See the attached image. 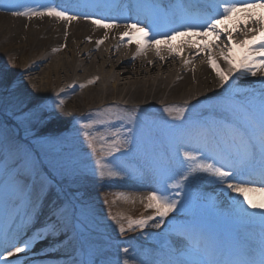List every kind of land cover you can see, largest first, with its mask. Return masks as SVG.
<instances>
[{
	"label": "snow or ice",
	"instance_id": "obj_1",
	"mask_svg": "<svg viewBox=\"0 0 264 264\" xmlns=\"http://www.w3.org/2000/svg\"><path fill=\"white\" fill-rule=\"evenodd\" d=\"M94 6L115 9L121 13L126 11L129 15L123 17L125 20L132 19L134 14L136 22L123 25L121 40L125 37L131 39L130 33L134 31L144 33L145 37H148L147 29L151 27L152 34L146 43L152 46L167 43L181 35H199L200 33L195 29H203L204 34H212L219 39L221 36L219 26L225 19L230 18L241 8L264 9V0H169L168 3H164L163 0H118V2L94 0ZM0 10L11 12L15 17L28 19L44 15L63 18L68 22L78 19L77 15H69L67 9L45 7L41 11L28 7L19 0H0ZM141 14L145 15L146 20L151 19V23H145L141 27L139 19ZM84 18L91 19L88 14H84ZM111 19L112 23H105L103 17L92 20V23L106 29L121 27L115 23V18ZM161 21L178 27L161 33L157 31ZM181 27L185 31L181 32L179 30ZM247 33L246 29L245 35ZM158 36L163 38L158 39ZM66 37L67 33H65ZM227 39L231 42V32L227 33ZM96 43L99 45L103 41L98 40ZM56 50L58 49H54ZM233 50L239 51V57L233 53ZM139 51L138 46L137 54ZM220 56L227 65L226 69L220 68L215 59L208 61L219 79V87L223 90L216 94L219 99L212 106V114L216 119L209 121L203 118H187L185 113L191 111L187 101L183 107L169 106L163 109L169 115L176 113L172 117L173 121H177L176 123L165 122L167 138L174 145L176 153L174 167L169 170L171 174L167 176V180L174 182L160 190L159 194L157 190L148 194L146 208L154 209L153 215L139 219L129 217L127 228L122 222V217L112 215L111 219L118 226L121 235L132 231L134 227L143 229L149 221L156 220L157 217L159 220L153 227L158 228L165 223L169 213L177 210L178 205L180 208H185L191 201L192 193L186 189H193L198 181L204 180L205 177L199 175L203 173L222 186L221 192L226 193L225 204L229 215L236 216L246 227H258L259 240L245 239L240 249L236 250L221 234L213 233L206 226L190 220L175 226L174 230L184 236V247L175 250L176 259L166 262L153 259L150 264H264V200L256 203L250 197L251 193L264 195V32L257 39L244 41L239 49H236V45H232L229 54L220 50ZM237 73L240 77L249 75L259 77V87L244 92L234 90L229 81L235 79ZM96 79L89 80L88 83H95ZM79 87L84 88L86 85L81 84ZM64 104L65 101L60 99L55 107L63 108ZM138 111L142 110L134 108L118 111L109 107L84 117L87 122L80 125V130L92 155L97 156L95 165L101 178L119 176L124 172L122 159L132 152L139 142L138 134L141 128ZM105 113L111 114L110 117L101 118ZM52 118L54 117L50 115L49 119ZM125 127L126 131H123ZM105 152L112 157L110 161L105 162L99 155ZM115 153H120V156H116ZM19 164V161H13L11 165L7 164L0 145V209L6 205L15 206L16 199L22 194L32 209V215L36 218V223L33 225L36 229L35 238H45L44 231H48L49 234L60 232L63 227L62 219L69 212L62 201L53 202L47 220L43 224L39 223L44 207L43 200L46 199L45 190L51 189L55 176L45 169L46 176L40 179L38 185H33L31 191L25 192L18 175L12 174V170ZM53 167L63 174L62 168L55 164ZM37 176H40L39 172ZM168 187L184 191V200L173 198L180 196L179 191L169 196ZM105 203L108 201L105 200ZM71 207L75 218V206ZM30 242L26 240L23 242L24 247H19L15 245L14 238L0 237V248L4 249L0 252V264H13L8 258L24 252ZM5 244L8 247L5 248ZM12 248L14 251L11 250ZM124 251L127 253L128 249L125 248ZM91 264H113V262L92 261ZM114 264H119V260L117 259ZM123 264H128V260H124ZM140 264H149V261L141 259Z\"/></svg>",
	"mask_w": 264,
	"mask_h": 264
},
{
	"label": "bare ground",
	"instance_id": "obj_2",
	"mask_svg": "<svg viewBox=\"0 0 264 264\" xmlns=\"http://www.w3.org/2000/svg\"><path fill=\"white\" fill-rule=\"evenodd\" d=\"M77 1L83 3L81 0ZM77 1L70 4V0H19L20 3L41 11L45 7L67 9L69 15L78 16V19L71 22L48 15L34 16L31 19L15 17L11 12L0 10V56L13 58V62L9 64L5 58H0V67L6 62L9 70V73H4L0 69V105H6L7 108L17 111V114L25 116L27 123L32 126L31 130L40 127L46 135L53 137L54 129L65 120L69 121L84 105L93 103L92 106H96L110 100L122 101L127 108L136 109L139 106L154 109L156 114L164 112L165 107H183L187 101V106L191 109L185 113L187 118H203L209 121L216 119L212 114V106L219 99L216 94L223 90L219 87L215 70L206 61L209 57L206 45L209 34H204L202 29L199 38L190 34L181 35L167 43L149 46L146 40L150 39L152 34L150 27L147 29L148 37H145L144 33L134 31L130 33L131 39L125 37L121 40L123 25L136 22L134 14L132 19L125 20L123 17L127 15L120 11L95 7L94 0H84V6L79 5ZM241 13L245 17L244 20ZM84 14H88L91 19H85ZM102 17L105 18V23H112L111 18H115V23L121 27L106 29L92 23V20ZM139 19L140 26L143 27L146 22L145 15L141 14ZM231 22L236 26V33L245 26L250 29L264 27V9L241 8L225 19L219 26L221 36L215 40L216 48L224 42L229 44L227 33ZM179 30L185 31L182 27ZM98 40L103 43L97 45ZM218 65L222 69L227 68L223 58L218 61ZM93 79H96L95 83H88ZM259 79L250 75L240 77L237 73L236 78L230 79L229 83L233 89L241 85L253 88L259 87ZM81 84L86 87L80 88ZM225 87L227 88V85ZM60 99L65 101L63 108L55 107ZM30 101L33 105H26ZM160 101L164 104L156 106ZM157 107L158 110L155 109ZM156 114L148 113L143 116V132L151 135L156 131L162 137L159 144L171 153L174 162L175 147L167 138L165 122L177 121L172 120L173 116L160 119ZM201 114L203 115L199 116ZM50 115L54 118L49 119ZM192 116L193 118H190ZM199 175L205 179L198 181L196 187L202 191L213 189L219 192L225 202L226 193L221 192L222 186L207 177V174ZM97 180L105 182L101 178ZM112 180L135 197L151 187L150 183L137 175H125L123 178ZM250 197L256 203L264 200V195L259 193H251ZM46 200L47 193L46 199L43 200V211ZM21 213L29 216V219H21L19 229L23 232L32 227L36 218L32 215L30 205ZM149 231L151 232L144 237L145 241L161 247L165 241L168 248L175 250L184 247V236L181 234H170L164 240L155 233L156 227L153 225L149 226ZM248 232L259 234V229L243 225L240 229L243 240L247 239ZM10 235L3 233L4 238L9 239ZM42 247L40 244L29 245L21 254L31 255ZM127 249L125 254L139 264L141 259L149 261L150 264L157 258L165 262L175 260L177 255L170 256L164 248H154L137 240L130 241ZM175 250L173 251L176 253Z\"/></svg>",
	"mask_w": 264,
	"mask_h": 264
},
{
	"label": "rangeland",
	"instance_id": "obj_3",
	"mask_svg": "<svg viewBox=\"0 0 264 264\" xmlns=\"http://www.w3.org/2000/svg\"><path fill=\"white\" fill-rule=\"evenodd\" d=\"M0 58L5 57L0 56ZM5 61L9 64L13 62V58L8 56ZM6 62L0 69L4 73H9ZM250 89L252 87L241 85L234 90L244 92ZM160 103L162 102H157V104ZM92 104L84 105V108L78 113H83L85 108ZM26 105L32 106L33 104L30 101ZM109 107L118 111L134 109L118 104L106 108ZM136 109L142 110L137 112L141 128V132L138 134V146L122 159L124 172L121 175L101 178L95 165L97 156L92 155L80 130V125L87 122L84 117L93 112H87L86 116H83L84 113L80 114L71 123L65 120L62 125L54 129L55 136L53 137L46 135L44 129L40 127L31 130L32 126L27 123L28 120L25 116L17 114V111L7 108L6 105H0V145H2L3 156L9 165L13 161L20 162L18 167L12 170V174L18 175L24 191H31L33 185L39 184L40 179L47 174L45 168L55 176L51 189L45 190L47 193L46 206L40 214L39 223L43 224L47 220L49 208L53 202L62 201L63 206L69 209L67 216L62 219L61 231L51 234L44 231L45 238L43 239L35 238L34 224L23 232L19 229L21 219H29L28 214L22 215L23 213H21L29 205L22 194L16 199L13 208L17 211L15 210L12 215L5 214L9 208L7 205L0 209V227L5 214L9 222L6 229L7 235L11 233L9 239L14 238L16 246L24 247L23 242L26 240L31 241L30 246L39 244L43 246L31 255L18 253L16 256L9 257L8 259L13 264H91L92 261H106L114 264L117 259L119 264H123L124 260H128V264H139L125 254L124 249L128 248V244L132 240H137L148 246L154 245L150 241H145L144 237L151 232L149 226L154 225L159 217L149 221L143 229L134 227L132 231L121 235L111 216L122 217V222L127 228V218L139 219L153 215L155 210L146 208L147 196L153 190H157L159 194L160 190L174 182L167 180V176L171 174L169 170L174 167V162L171 153L159 144V139L162 137L156 131L151 135L143 132V116L148 113L156 114L155 110L139 106ZM110 115L105 113V116L101 118H108ZM156 115L160 119L169 116L167 112H159ZM175 115L172 113L170 116ZM4 118L14 123L12 128L6 124ZM123 131H126V127ZM99 155L105 162L112 159L106 152ZM115 155L120 156V153H115ZM54 164L63 169V174L56 171L53 167ZM37 172L40 173V176H37ZM125 175L140 176L150 183L151 187L135 197L112 180L123 178ZM98 178L105 182H97ZM186 190L192 193L191 201L186 204L185 208H180L178 205L175 212L169 213L165 218V223L156 227L155 233L158 236L163 239L166 236L165 231H176L174 230L176 225L185 224L190 220H195L206 226L211 232L219 233L223 237L225 234L235 238L240 235L239 230L244 224L236 216L228 214L227 205L219 192H215L213 189L202 191L198 187ZM177 191L180 192V196H173ZM167 193L177 200H184V191L180 189L168 187ZM105 200L108 203H105ZM72 205L75 206V218L72 213ZM4 247L6 248L8 245L5 244ZM159 248L162 249L161 246H158ZM11 250L14 251V248ZM2 251H4L3 248L0 252ZM85 251V255H80ZM165 251L170 256L177 254L169 249ZM4 254L6 255V252ZM157 260L159 259L157 258Z\"/></svg>",
	"mask_w": 264,
	"mask_h": 264
}]
</instances>
